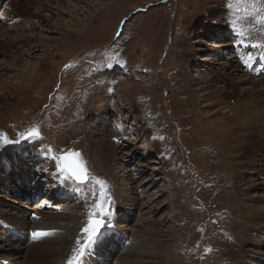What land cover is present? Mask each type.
Segmentation results:
<instances>
[{"label":"rangeland","instance_id":"rangeland-1","mask_svg":"<svg viewBox=\"0 0 264 264\" xmlns=\"http://www.w3.org/2000/svg\"><path fill=\"white\" fill-rule=\"evenodd\" d=\"M64 1L70 3L75 13L70 10L73 8L62 3ZM229 2L45 0L43 4L34 0H0V16L3 15L0 20V42L6 36L8 39L4 49L0 50V134H4L8 140L20 141L18 144L6 145L3 137H0V166L10 156L24 160L23 166L15 168L18 173H22L21 167H27L24 168L26 174L29 170L38 171L39 174L51 162H54L57 173L56 161L52 157L78 152L89 174L106 182L108 197L113 204L117 203V200L114 201L116 198L113 199L112 180L108 179L107 170L94 160L90 151V142L100 139L101 135L92 134L93 127L98 129V125H94L98 119L89 113L96 99L94 93L103 94L106 100L103 103H106L108 115L110 113L111 116V122L106 126L108 132H103V135L109 136V140H106L109 149H115L112 152L114 157L110 160L116 159L113 162L120 163L117 167L130 171L134 177L128 183L139 186L137 191L144 193L141 196L143 201H139L141 205L135 210L131 206L134 201L123 198V189L129 188V185L118 186L121 190L119 203L126 205L128 202L122 214L124 218L127 217V222H119V229L121 227L124 230L115 231L125 234L124 238L129 237V244L122 251L109 254V258L102 256L100 259L105 260L106 264H120L117 263L119 260L127 261V258L136 259L130 254L126 256V248L132 253L142 249L143 253L155 257L154 260L141 257L144 264H234L221 257L215 238L220 237L223 230L232 236L239 232L243 226L239 216L241 205L264 211V165L259 162L251 167L249 158L245 156L250 155V151H247L249 148L238 153L240 156L234 150L233 155L226 145L221 146L217 136V139L213 137L214 133L218 134L215 130L225 128L233 134H243L240 129L244 126L234 122L238 112L242 109L247 111L253 106L251 101L223 98L220 105L227 108L225 114L222 112L210 116L216 107L203 110L204 103L199 94V89L206 84L195 85L202 77L210 80L218 73L219 62L234 56L231 52L234 48L228 49L232 45L228 41L231 36H240L251 46H259L264 50V28L242 19L236 12H230ZM257 4H260V0H257ZM260 10L264 11V8ZM210 21L213 23L207 24ZM5 29L10 31L5 33ZM241 29L243 35L238 36L237 32ZM16 38L23 40L15 42ZM184 42H189L191 46L187 56L180 55ZM224 44L227 47L223 49L221 46ZM217 58L223 60L216 61ZM193 59L192 66L190 61ZM236 60L233 58V61ZM13 61L19 62L17 65H20V69H27L28 76L37 72L29 90V93L34 92L29 94L26 91L24 98L13 91V86L20 81L19 72L11 70L18 69L16 64H12ZM237 77L245 78L244 70ZM249 78L256 79L253 76ZM215 83L223 86L222 82ZM2 86L5 89L10 87L9 92H4ZM249 86L245 85L244 89ZM203 117L208 120L204 121ZM209 126H213L211 131ZM33 128L39 129L40 136L23 139ZM260 132L254 143L264 141V130ZM253 148L250 150L256 155H253L255 159L264 157V142L261 150L255 146L256 151L253 152ZM33 150H38L40 156L46 157L40 163V168L25 158H34ZM113 162H110L112 166ZM236 164L244 166L236 167ZM18 173L9 174V185H3L1 181L4 178L2 180L0 177V208L4 206L15 209L19 214L26 213V219H30L32 207L24 205L26 201L22 197L9 195L6 189L18 181ZM57 176L53 181L49 179L50 183H42L46 196L43 194L42 203L37 205L45 203L46 206L41 205L42 212L77 204L53 200V191L60 188L62 181L59 180L61 176ZM149 178L153 180L154 187L147 183ZM26 179L30 178H22L15 186L23 188ZM65 180L77 183L72 179ZM84 186H90L92 190L87 194L84 202L87 205L81 218L69 223H76L77 228L73 234H69L72 239L66 245L72 243V247L58 256L54 264H67L76 249V241L85 238V235H80L88 221V214L94 211L100 186L95 183V179ZM158 192L160 196H156ZM149 196L155 197V200L143 205ZM251 197L253 200L245 201ZM113 204L111 212L115 210ZM151 208L150 216L146 213ZM73 211H69L68 215L72 216ZM146 218L150 219L149 224H145ZM14 221L17 222V219ZM257 221L264 225V220ZM21 222L18 219V223ZM107 223L109 228L112 225L109 217ZM41 228L31 225L28 229ZM103 231L104 228L101 233ZM255 231L249 230L252 241L264 244V235L258 238ZM5 233L0 230V255L4 259L13 253L12 246L25 247L21 243L9 241L12 246L4 248L9 244ZM134 233L144 234L145 239L149 240L145 244L147 248L131 246L136 238ZM261 233L264 234V231ZM252 245L248 244L245 249L261 254H254L256 258H247L245 264H264V246L258 249ZM28 247L21 250L14 264L43 263L39 256L28 252ZM82 261L83 264H97L92 260L87 262L85 258Z\"/></svg>","mask_w":264,"mask_h":264},{"label":"bare ground","instance_id":"bare-ground-1","mask_svg":"<svg viewBox=\"0 0 264 264\" xmlns=\"http://www.w3.org/2000/svg\"><path fill=\"white\" fill-rule=\"evenodd\" d=\"M34 1H36L38 3H41V2L43 3V1H45V0H34ZM62 3L68 5L67 7H69V8H73L71 5H69L70 3L67 2V1H64ZM70 10H72L73 13H75V11H76L74 8L70 9ZM202 15L203 14H201L200 16H202ZM2 18H3V15L0 16V20H2ZM212 23L213 22L210 21L207 24H212ZM9 31H10V29H5V33L9 32ZM0 35H1V33H0ZM6 40H8L7 36H6V38L4 40H2L0 42V43H2V44H0V50H3L4 46H6V42H7ZM22 40L23 39H21V38H20V40H18L16 38L15 42L16 41L20 42ZM239 41H240V39H239ZM235 42H237V40H235ZM249 45L251 46L252 44L249 43ZM239 46H243V48H245V49L247 47L246 45H239ZM190 47L191 46H190L189 42L188 43L184 42L182 47H181L180 55L187 56L186 54L189 53V51L191 50ZM226 47H227L226 44L221 46V48H223V49L226 48ZM229 48H232V46L228 47V49ZM232 50H234V49H232ZM218 52H220V51H218ZM251 54L252 53H250L248 57H251ZM263 55H264V51H263ZM240 56H241V53L238 56L229 57L228 60H223L221 58H219V59L217 58L216 61L217 60H219V61L223 60L222 62H219L218 73H215L213 76L211 75L212 78L210 80H207L206 77H202V78L199 79V81H196L197 82L196 84L195 83L194 84L195 85L206 84V85H203L199 89V94L201 95L202 102L204 103V105L202 106L203 110H208L209 108L216 107V110L210 116H214L215 114H220L222 112L225 114V111H226L227 108H225V107L220 105L221 99H223V98H225L226 100H234L236 98H239V99L242 98L243 100H250L251 101L253 106H250L247 109V111L242 109L241 112H238V114L236 115L235 122H234V124L240 123V124H242L244 126V127H242L240 129L243 134H241L240 132H239V134H235V133L233 134V133H231L229 131V129L225 128V129H221L219 131L215 130L218 134L214 133L213 137L215 139H217V137H218L219 139H217V140L219 141V143H221V146L222 145L223 146L226 145L227 148L232 152L233 155L235 154L233 152L234 150L236 151V154L238 156H240V154H238V153H240L241 151L249 148L247 151H250V155H245V156L249 158L248 160L250 161V164H251V167H252L253 164L259 163V162L262 165H264V157L259 158V159H255L254 157L256 155L252 154V152L250 150V148L254 147L253 148V152H255L256 151L255 146H258L259 150H261L263 148V142L264 141L262 142V140H259L256 143H254V141H255V138L258 137L259 132L264 130V82H263L264 81V77H257V78L255 77L256 79L249 78L252 74L249 72V67H247L246 69L242 68V65H244V62H242V57H240ZM257 56L258 55L254 54L253 58H255ZM260 57H261L260 59L263 60L262 64L264 65V56L263 57L260 56ZM233 58H237V60L233 61ZM194 60L195 59L190 61V64L192 66L194 64L193 63ZM252 62H255V61H250L249 64H251ZM12 64L13 65H15V64L17 65V64H19V62L18 61H13ZM17 68L18 69L11 68V70H16V71L19 72V74H18V78L19 79L18 80H20L18 83H16L13 86L14 87L13 91H15L17 93V96L19 95L20 97H22L21 95H23L22 98H24L27 95L26 91H27V93H29V90L31 89V85L34 84L32 81H33V79L35 80L34 76L36 75L37 72H35V74H31V76L30 75L28 76L27 69L26 70L20 69V65H17ZM8 69H10V68H8ZM1 70H3V69H1ZM38 70L39 69H37L36 71H38ZM243 70L246 73V77L245 78L237 77L238 73H240L241 71L243 72ZM247 75H249V77H247ZM216 81H219L220 83L222 82L223 86L220 87L219 85H217V83H215ZM188 82L190 84H192L189 80H188ZM247 84L250 85L249 88L248 89H244V86L247 85ZM1 88L4 90V92L8 93L10 87H8V89H5V86H2ZM33 92H30V93H33ZM97 94H99V92L96 93V94L94 93V96L96 97V99L94 101L93 107H91L92 111L90 112L91 109L89 110V112H90L89 115H91L92 117H96V119H98L95 122V124H94L95 126L98 125V127H97L98 129H96V128H94L92 126L93 127L92 130L94 129L92 131V134L101 135V138L98 139V140L94 139L95 141L90 142L91 144L90 143H88V144H90V151L92 150V156L95 158L94 160L97 163H99L101 165V167H103V168H105V170H107L108 179L112 180V182H111V184H112L111 190H112V194H113V199L116 198V199H114V201L117 200V203H115V202H114V204L112 203L113 204V208L115 210H113V212H111L112 215L110 214L111 216H109V221H110V219L112 220V223H111L112 225L108 229H107V227L105 229H107L108 233H111V234L114 235V234H119L115 230H117V229L120 230V231L124 230V228H121V227L119 229V227H118L119 222H122V221L123 222H127V220L125 219L127 217L124 218L122 214H123V210H124V208H125V206L127 205L128 202L126 203V205H124L125 203L122 204L123 202L119 203V198H121V190H119L118 186H120V185L124 186L125 184H126L125 186L129 185V188L123 189V192L125 194L123 198L124 199L127 198L130 201H134L131 206L132 207L134 206L135 210H137V208L139 207L138 206L140 204L139 201L141 199H143V198H141V196H143L144 193H140V191L139 192L137 191L139 186H134V184L128 183V182H131L133 180V177H134V175L130 171H124L125 168H123V167L119 168V166L117 167V165H119L120 163H114L113 161L116 160V159L110 160L111 157H114V154L112 152L115 149H113V147H112L113 150L111 148L109 149L108 142H106L107 138L109 140V136L107 137L108 134L104 136L103 132H108L106 126L109 124V122H111V116H110V113L108 115L107 105H105L106 103L105 104L103 103L104 101H106V100H104L105 96L103 94H101V93L99 95H97ZM89 98H90V96H89ZM148 103L149 102H147L146 104H148ZM86 109H87V107H86ZM102 120L104 122H102ZM203 120L207 121L208 119L203 117ZM100 122H102V124ZM212 128H213V126H212ZM212 128L209 126L210 131H211ZM202 129H204V128H202ZM95 130H97V131H95ZM205 130H206V128H205ZM84 131H85V129H84ZM244 132H246V133H244ZM201 133L203 134L202 131H201ZM206 135L207 134L205 133L204 136H206ZM215 136H217V137H215ZM66 137H68V135ZM200 138H201V136H200ZM201 140H203V138ZM33 151H34V154H35L34 155L35 156L34 157L35 158V165L34 166H36L37 168H40L41 165H40V163H38L39 161H37V159L40 157V152L38 150H33ZM224 151L226 152L227 155H230V152H227L225 149H224ZM253 155H255V156L253 157ZM118 160H121V159H118ZM23 161H24L23 159L22 160H17L15 157L7 156L5 158V160H4V162L0 166V177L3 176L5 182L8 181V180H6V176L8 177V179L10 178L11 173H10V176H9L8 175L9 171L11 169L15 170V168H17L19 166H23ZM110 162H113V166H112V164H110ZM238 163H240V162H238ZM114 165H115V167H114ZM262 165H259V167L262 166ZM242 166H244V165H242V164L237 165L236 164V167H242ZM24 168H27V167H23V168L21 167L20 170L22 171V173H18V176L20 175V180L22 178L24 179V177H26V172L24 171ZM117 169L118 170L120 169V170L117 171ZM121 171H124L122 175H120ZM16 172H17V169H16ZM107 172H106V174H107ZM256 172H258V171H256ZM46 174H49L50 176H48V178H45V177H47ZM35 177H36L35 181H31L30 179H28V180L26 179L25 186L22 185L23 188L20 185H16L15 186V183H14V185H13V183H11V187H7L6 188L8 190V194L9 195H13V196L14 195H26V197H29L28 196V192H27L28 187H35V188L38 189L37 191L39 192V187H40V185H42V183H46L47 184V183H50V182H48L49 179H51V181H52V180H55L56 178H58V176L56 174V171H55V168H54V162H51L50 164H48V166L43 170L42 173L35 174ZM42 177L44 179L41 180ZM3 178H2V180H3ZM59 179H62V178H59ZM5 182H3V185L4 184L6 185ZM147 183L150 185V187L153 186V180L152 179L149 178ZM16 184H18V183H16ZM148 184H146V185H148ZM242 187H244V186H242ZM59 190L61 192L59 194L60 196H65V195L69 196L73 192L72 196H77V198L75 200L76 201L75 203H77V204H74L75 206H73V207L72 206L71 207H66V208L58 207L57 209L53 208L54 210H52V211L49 210V211H44V212H42L43 210H41L40 208H42V206L45 203L41 204L42 206L41 205H39V206H37V205H32L31 206L30 205L32 207V208L30 207L31 211H32V213H31L32 218H30V219H26V217H25L26 213L25 214H22V213L19 214V212L15 211V209L4 207V206H2L0 208V223L1 224H5V225L10 224L11 226H13V227H15L18 230L23 231V232L27 231V232H33V233L34 232L50 233L49 235L41 236L40 240H38L37 242L32 243V245H30L29 247L27 246L28 247L27 250H28L29 253L39 256L41 260L43 259L42 260V262H43L42 264H54L55 263V259L58 256H61L62 253L66 252L67 250H70V248L72 247V243H71V245L66 247V245H68L71 242V239H72L71 238L72 236L69 235V234H71L77 228H76V225H75L76 223L74 225H71V224L69 225V223H71V221L77 222L76 220L81 218V215L84 213L83 212L84 211V206L87 205V204L84 205V202L86 201L87 196L91 193L92 189L90 188V186H84V184H80V183H71V182H69V181H67L65 179L64 180L62 179V181L60 182ZM243 190H244V188H243ZM160 194L161 193L158 192L156 194V196H160ZM4 200H7V198H4ZM150 200H155V197L153 198V197L149 196L148 201L146 203L143 202L144 203L143 205L149 203ZM249 200H253L252 197L248 198V199L247 198L245 199V201H249ZM141 201H143V200H141ZM21 203H24V202H21ZM25 203L26 204H24V205H29V203H27V202H25ZM49 204L50 203L48 202V205ZM153 204H155V203L153 202ZM20 205L23 206V204H20ZM44 206H46V205H44ZM82 207H83V209H82ZM149 207H151V206H149ZM152 207H154V205ZM156 209H157V207L154 208V210H156ZM72 210H74L75 212L73 211L74 214L72 216H69L68 212L72 211ZM150 210L151 211L149 213H146L147 215L151 214L152 208ZM147 211H149V210H147ZM263 214H264L263 210H258L257 208H253V207H251V208L243 207L241 205V209L239 211V216L241 217V220H242L241 223L243 224V226L239 230V232H236V235L234 234L232 236V235H229L227 233V230H223L222 235L220 237H216L215 238L216 240L214 239L216 241V247L220 250V255H221L222 258L225 259V261L230 260L234 264H245V261L248 262L247 258H250V257L256 258V256L254 254H257V255L261 254V253H258V252L249 251V250L245 249V247L248 244H251V243L253 244L252 246H255L258 249H261L262 246H264V244L261 241L253 242L252 238L249 235V230H251V229L257 230L254 233L257 234L258 238H261L260 235H264L263 233H261L262 231H264V225H262V224L260 225L259 221H257V220H261V219L264 220V217L261 218L263 216ZM16 219H17V222L14 221ZM18 219L20 221H22V222L18 223ZM149 221H150V219L147 220V218L144 220L145 224L146 223L149 224ZM150 224H151V222H150ZM31 225H33V226L34 225H39L42 228L39 229V230H37V229H35V230L28 229ZM45 226H51V227H45ZM32 228H34V227H32ZM65 230H66V232L67 231L68 232L65 233L64 232ZM135 232H138V231L136 230ZM134 234H135L136 238L133 239L134 243H132L131 246L135 247V245H136L137 246L136 248H142V246H145V248H147L145 244H147L149 242V240L145 239L144 234L143 233H134ZM134 234H133V236H134ZM5 235H7V234L5 233ZM120 235H123L122 237H125V234H120ZM130 235H132V234H130ZM81 236H84V234L80 235V237ZM132 237L130 239H132ZM85 239H86V237L83 238V239H80V241L82 240L81 242L83 243L85 241ZM127 239H129V237H127ZM12 240H13L12 237L8 236L7 242H9V241L11 242ZM136 240L138 241V243H135ZM120 241H121V239H119L118 245H120ZM10 242H9V244L7 243V245L5 244L6 246H4V248H7V246H12L10 244ZM18 244H19V242H18ZM25 247H23V248L22 247L14 248L12 246L11 249L14 250L13 253L9 254V256L6 259L2 258L1 255H0V260L2 259V260L12 261V264H14L13 262L17 261L18 256L21 255V250L25 249ZM75 247L76 248L79 247L77 245V243H75ZM107 253L110 254V255L113 254L112 251L111 252H107ZM124 253L126 254V256L129 255V254L131 256H134V257H136V259L130 260L131 259L130 258L128 260V258H127V259H125L127 261H124L122 259V261L119 260L117 263H120V264L132 263V264H135V262H136V263L144 264L143 263L144 260L141 257H144L146 259L150 258L152 260L155 259L154 256H148V254L145 253V252H144L145 253L144 254L142 249H137L135 252L132 253V251H128V249L126 248ZM262 259H263L262 261L264 262V255H262ZM82 262L83 261H81L80 263H82ZM104 262H105V260H104ZM107 263H108V261H107ZM15 264H17V263H15Z\"/></svg>","mask_w":264,"mask_h":264},{"label":"snow or ice","instance_id":"snow-or-ice-1","mask_svg":"<svg viewBox=\"0 0 264 264\" xmlns=\"http://www.w3.org/2000/svg\"><path fill=\"white\" fill-rule=\"evenodd\" d=\"M228 7L230 12H236L237 15H241L242 19L255 22V24L264 28V11L260 10L264 8V0H260L259 5L257 4V0H230ZM233 30L235 31V29ZM237 35H243V29L237 32ZM245 65L247 66V61H245ZM110 66L111 65H109V67ZM39 136V129L33 128L27 136L22 138H38ZM0 137H3V143L6 145L20 143L19 140H8L4 134H0ZM52 159L56 161V174L60 175L62 179H72L80 184H85L95 179V183L100 186V195L94 205V211L88 214V221L82 229L86 239L83 243L80 240L76 241L79 247L73 250V255L67 261V264H80L87 249L91 247L101 235V229L109 226L107 218L111 213L112 201L107 194L106 182L102 179L94 178L89 174L86 163L82 160L80 153L69 152L64 155L54 156ZM49 234L50 233L45 232H34L32 235L33 238H39Z\"/></svg>","mask_w":264,"mask_h":264}]
</instances>
